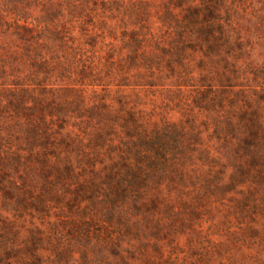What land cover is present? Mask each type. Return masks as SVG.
Wrapping results in <instances>:
<instances>
[{
	"label": "trees",
	"instance_id": "trees-1",
	"mask_svg": "<svg viewBox=\"0 0 264 264\" xmlns=\"http://www.w3.org/2000/svg\"><path fill=\"white\" fill-rule=\"evenodd\" d=\"M57 1L70 20L53 29L52 10L35 26L0 8V264H172L165 249L190 257L217 207L264 210V64L238 65L222 2L165 7L169 45L122 16L115 47L106 21L74 35L88 1ZM169 79L193 91L182 119L157 121L142 94L173 92Z\"/></svg>",
	"mask_w": 264,
	"mask_h": 264
},
{
	"label": "rangeland",
	"instance_id": "rangeland-1",
	"mask_svg": "<svg viewBox=\"0 0 264 264\" xmlns=\"http://www.w3.org/2000/svg\"><path fill=\"white\" fill-rule=\"evenodd\" d=\"M89 2V9L86 12V16L82 18L75 26L74 35L80 37L79 33L80 25L84 24V29H94L93 23H100L106 21L108 27H115V33L118 37L117 41H112L108 37L105 39V43L113 42L115 47L121 45L122 16L128 20L129 25L132 23L142 22L149 27L159 40L163 41L164 45H169L173 32L159 21V18L163 16L165 7H171L176 13L180 12V9L176 6L177 0H81L85 3ZM187 6H201L206 2H222L221 18L227 22L230 26L231 36L233 40H238L243 45V52H237L242 59L238 65H245L251 68H259L264 64V0H185ZM19 2V3H18ZM24 0H0L1 10L4 12L6 18L5 22H11L15 10L27 8L29 12V24L33 23L35 26L41 24L40 22L46 21L43 16L52 10V25L51 28H55L57 24L62 26L70 20L63 16L60 20H56L54 16L55 10L57 11L58 5L55 4L57 0H28L27 4ZM134 4L141 13L146 8V12L149 15H144L141 19L137 17H130V12ZM22 5V6H21ZM24 8V9H25ZM138 10V12H139ZM45 13V14H44ZM67 13V12H66ZM64 13L66 16L67 14ZM140 13V14H141ZM61 15V14H60ZM54 16V17H53ZM12 17V18H11ZM112 18H115L112 20ZM137 18V19H136ZM37 20V21H36ZM49 20V19H48ZM142 20V21H140ZM40 21V22H38ZM43 24V23H42ZM128 25V26H129ZM32 26V25H30ZM82 26V25H81ZM131 25L128 30L137 29ZM97 27L98 24H97ZM98 31L97 29H95ZM105 36H108V30L105 29ZM92 33V32H91ZM11 40L0 37V61L1 59H9L8 53L6 54L5 48L7 43ZM103 46V44H100ZM103 50H107L104 48ZM16 51V49H15ZM240 53V54H239ZM105 55V52H101ZM199 56L192 57L188 66L193 70V77L198 79L201 73V69L198 67ZM13 62V61H12ZM1 67V63H0ZM249 80H241L240 83L247 85L249 88H254L257 82L253 80V75L248 74ZM175 79H169L166 84L169 88H172L173 92L168 90H157L153 94H142L143 102L147 103V110L151 111L155 108V119L157 121H179L182 119V102L180 103V97L190 98L192 87L183 88L182 93L178 94L177 88L172 87V82ZM3 83V77L0 75V84ZM194 84V83H192ZM259 90V88H257ZM91 91V90H89ZM176 93V94H175ZM184 99L182 101H184ZM257 196V195H256ZM259 199V198H258ZM248 208V207H247ZM235 209L233 203H226L224 206L217 207L210 221L204 219L202 237L194 236L195 251L188 257L186 253H178L176 255L169 256V249H165L164 258L170 257L172 264H264V210L251 208L247 209L244 214H239ZM239 214V215H238ZM231 220L232 224L225 223V220ZM223 221V222H222ZM250 227L253 228L250 229ZM209 235V239H203ZM192 237V234L191 236ZM211 242V243H210ZM182 251H188L187 237H181L178 241ZM169 260V259H168ZM137 264V263H132Z\"/></svg>",
	"mask_w": 264,
	"mask_h": 264
}]
</instances>
